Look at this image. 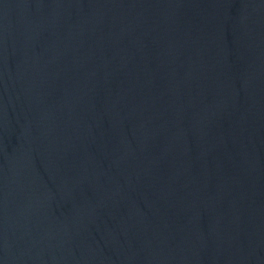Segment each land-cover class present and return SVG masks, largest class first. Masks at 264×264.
Instances as JSON below:
<instances>
[{"label":"water","instance_id":"1","mask_svg":"<svg viewBox=\"0 0 264 264\" xmlns=\"http://www.w3.org/2000/svg\"><path fill=\"white\" fill-rule=\"evenodd\" d=\"M0 264H264V0H0Z\"/></svg>","mask_w":264,"mask_h":264}]
</instances>
